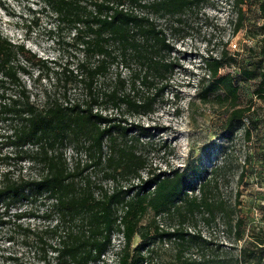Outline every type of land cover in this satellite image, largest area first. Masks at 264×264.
Wrapping results in <instances>:
<instances>
[{
	"label": "trees",
	"instance_id": "obj_1",
	"mask_svg": "<svg viewBox=\"0 0 264 264\" xmlns=\"http://www.w3.org/2000/svg\"><path fill=\"white\" fill-rule=\"evenodd\" d=\"M40 1V11L57 20L50 32L61 26L69 28L73 31V42L83 55V60L73 69L61 68L56 73V81L65 94V87L73 80L84 88L87 99L82 102L84 105L75 103L64 107L56 99L44 109L36 107L20 75L29 77L28 68L35 65L49 72V63L0 31V123L19 121L9 133L0 132V146L11 149L10 153H2L0 148V232L8 231V241L19 238L24 249L20 256L11 253L7 259L9 264H19L24 254H30L42 264H50L53 259L60 264H107L104 254L111 247L114 233L122 237L115 264H148L153 256L151 241L196 250L208 244L199 233L183 229V223L196 215L206 226L220 216L240 241L239 220L232 224V209L212 196L220 166L211 168L200 183L193 174H188L187 167L168 172L147 170L142 177L146 163L137 153V145L139 138L150 136V128L134 123L112 126V119L97 110L99 104L110 99L116 110L124 108L134 116L152 112L156 98L166 88L167 83L162 80L172 72L174 65L160 56L162 52H171L172 47L149 14L168 16L179 22L178 17L184 11L204 0H149L144 4L141 0H127L146 10L148 15L114 8V4L119 7L126 0ZM234 1L238 8L233 24L236 33L247 19L239 9L245 0ZM3 8L0 2V9ZM258 12L261 24L256 30L262 40L246 50L250 55L248 61H238L240 53H231L225 43L217 55L207 56L204 62L207 79L197 91L196 99L200 105L221 109L226 129L244 119L257 124L249 120L253 102L241 101L240 81H255L252 97L264 103V1L259 3ZM109 45L116 48L121 66L136 67L128 71L129 92H126L128 79L120 75L118 89L114 86L106 93L95 89L97 78L104 77L110 62L116 59ZM91 58H97L93 65L89 62ZM230 67L237 69V82L229 73H220ZM13 86L17 89L16 95L11 94ZM152 88L154 93L149 98L139 96L142 90ZM114 128L123 142L118 143L112 155L104 158L103 144L105 140H113ZM132 133L127 141L128 134ZM243 134L249 140L250 130L244 128ZM68 137L84 141V148L93 161L69 169L61 153ZM12 161L17 165L39 166L42 173L36 177L15 176L9 169ZM93 167L104 169L102 175L114 185L111 193L83 177V173ZM239 177L243 178V173ZM148 210L156 218L175 216L181 225L168 230L162 229L157 221L152 228L140 226ZM30 220L35 223L31 224ZM135 235L139 243L130 254ZM249 239L230 260L217 256L214 260L204 259L202 264H264V236L251 234ZM176 252L179 264H198L196 259L182 258Z\"/></svg>",
	"mask_w": 264,
	"mask_h": 264
},
{
	"label": "rangeland",
	"instance_id": "obj_2",
	"mask_svg": "<svg viewBox=\"0 0 264 264\" xmlns=\"http://www.w3.org/2000/svg\"><path fill=\"white\" fill-rule=\"evenodd\" d=\"M264 0H245L239 6L245 13L247 23L238 32H234V19L236 7L234 0H204L191 10L184 11L175 18L168 16H150L151 20L163 31L166 42L172 47L171 52L161 53V58L174 65L170 74L162 80L166 88L156 98L153 110L148 114L134 116L130 111L116 110L110 99L99 104L97 110L112 119L111 125L126 126L130 123L150 128V136L139 138L137 153L145 159L146 171L168 172L172 169H184L188 174L200 183L207 177L211 168L220 166L217 172V185L212 189V196L222 200L232 209V219L239 220L242 226L241 240L237 241L234 230L218 216L211 225L201 222L199 215L183 223V229L187 232H197L206 241V246L196 250L194 247L182 248L169 242L162 245L151 241L153 256L148 264H179L176 254L185 259H196L198 264L209 258L214 260L219 256L230 260L237 255L241 246L250 242L249 236L255 234L259 238L264 236V103L252 97L255 81H240L239 95L244 104L253 102L249 113L250 124L246 119L236 123L231 129L224 125L225 115L219 108L200 105L196 99V93L204 84L207 71L204 66L205 59L209 55H217L222 45L227 43V48L232 52H239L238 61H248L249 47H253L262 40L256 30L261 24L258 5ZM4 8L0 9V31L3 36L11 41L23 43L24 47L35 53L41 60L48 61L51 68L49 72L42 69L41 65L29 66L30 76L20 75L22 83L26 86L30 100L39 109H44L54 100L65 107L75 103L84 105L87 98L81 85L71 80L63 88L56 81V73L63 67L73 69L78 61L83 60L79 47L73 42V31L65 26L58 30H51L57 25V20L49 13L40 11V0H0ZM128 9L137 8L140 13L147 14L146 10L138 7L133 2L126 0L124 3ZM140 9V10H139ZM249 20V22H248ZM110 51L116 57L110 62L107 74L100 76L95 82L97 92L106 93L114 86L118 89V76L128 79L126 92H129V69H135V65L128 68L118 62L116 48L109 45ZM96 59H90L93 65ZM21 64L24 61L18 59ZM221 74L229 73L237 82L235 75L237 69L230 67L222 69ZM166 81V82H165ZM12 95H16L17 89L10 88ZM154 93L151 90H142L139 96L149 98ZM83 102V103H82ZM17 119L10 123H0V132L9 133L18 124ZM250 130V138L244 137L243 129ZM132 134H128L127 141ZM113 140H105L103 144V156L107 158L121 144V135L116 128L112 132ZM84 141L68 137L61 149L69 169L76 165L84 166L92 162V157L85 150ZM2 148V153L11 152L10 148ZM111 153H110V149ZM9 169L13 175L22 174L25 177H36L42 173L39 166L16 164L9 162ZM223 165V166H222ZM103 168L93 167L83 173V177L96 186L108 190L114 188L111 181L102 175ZM243 173V178L239 177ZM135 182V181H134ZM124 185V184H123ZM197 194V193H196ZM49 202H46L49 205ZM158 222L161 228L168 230L180 224L175 216L156 215L147 211L140 221V226L147 225L152 228L154 222ZM31 224L35 222L30 220ZM8 231L0 232V264H9L7 259L11 253L20 256L24 249L19 238L8 241ZM111 247L104 254L107 264H115L119 249L122 247L121 235L114 233L111 236ZM139 243L138 236L131 240L130 254ZM205 244V243H204ZM205 254V257H204ZM150 258V257H148ZM151 260V261H150ZM50 264H60L56 259ZM19 264H42L31 255L21 256Z\"/></svg>",
	"mask_w": 264,
	"mask_h": 264
},
{
	"label": "built area",
	"instance_id": "obj_3",
	"mask_svg": "<svg viewBox=\"0 0 264 264\" xmlns=\"http://www.w3.org/2000/svg\"><path fill=\"white\" fill-rule=\"evenodd\" d=\"M148 1H149V0H141L140 2H141V4H144V3H147ZM113 6H114V8L117 9V10H118V8H119V9H123L124 11H125V10H132L136 15H144L143 13L138 12V11L136 10L137 8L128 9V8L125 7L124 4H123L122 6H119V7H118L117 4H114ZM139 10H140V9H139ZM196 193H197V192H196ZM121 239H122V237H121ZM111 245H112V243H111Z\"/></svg>",
	"mask_w": 264,
	"mask_h": 264
}]
</instances>
